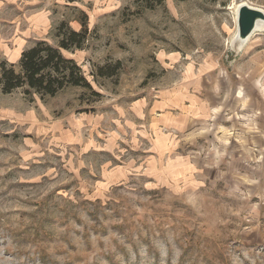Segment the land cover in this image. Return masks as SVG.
<instances>
[{
    "label": "rangeland",
    "instance_id": "1",
    "mask_svg": "<svg viewBox=\"0 0 264 264\" xmlns=\"http://www.w3.org/2000/svg\"><path fill=\"white\" fill-rule=\"evenodd\" d=\"M242 4L264 12L0 0V62L84 22L63 53L91 84L0 90V264H264L243 239L264 214V22L239 43Z\"/></svg>",
    "mask_w": 264,
    "mask_h": 264
},
{
    "label": "trees",
    "instance_id": "2",
    "mask_svg": "<svg viewBox=\"0 0 264 264\" xmlns=\"http://www.w3.org/2000/svg\"><path fill=\"white\" fill-rule=\"evenodd\" d=\"M87 34L88 28L84 22L79 30L68 28L61 22L56 45L39 39L21 51L16 63L0 62V90L10 93L21 88L25 94L36 93L44 97L53 96L66 86L91 89L80 65L73 57L63 53L81 49ZM119 67L120 62L117 61L114 69L97 66L95 72L99 76H110Z\"/></svg>",
    "mask_w": 264,
    "mask_h": 264
},
{
    "label": "water",
    "instance_id": "3",
    "mask_svg": "<svg viewBox=\"0 0 264 264\" xmlns=\"http://www.w3.org/2000/svg\"><path fill=\"white\" fill-rule=\"evenodd\" d=\"M264 19V12L260 9L242 4L238 7L237 14V35L244 39L253 30L256 20Z\"/></svg>",
    "mask_w": 264,
    "mask_h": 264
},
{
    "label": "crops",
    "instance_id": "4",
    "mask_svg": "<svg viewBox=\"0 0 264 264\" xmlns=\"http://www.w3.org/2000/svg\"><path fill=\"white\" fill-rule=\"evenodd\" d=\"M263 207L264 210V205L261 206V208ZM260 220L258 222H254L253 224H250L248 226V228H250L249 230L246 231L247 232H252L254 233V235H250L248 238L246 236H243L244 240L249 241L250 244H254V243H264V214L262 215L261 218H259Z\"/></svg>",
    "mask_w": 264,
    "mask_h": 264
},
{
    "label": "bare ground",
    "instance_id": "5",
    "mask_svg": "<svg viewBox=\"0 0 264 264\" xmlns=\"http://www.w3.org/2000/svg\"><path fill=\"white\" fill-rule=\"evenodd\" d=\"M260 22H264V21H263V20H259V19L256 20L255 25H254V28H253L251 34H253V32L256 31L257 28H259ZM261 24H262V23H261ZM263 28H264V24L261 26L260 29H263ZM260 29H259V30H260ZM251 34H250V35H251ZM236 39L238 40L239 43H243V42H244L246 39H248V38H246V39H240V38L237 37V33H236Z\"/></svg>",
    "mask_w": 264,
    "mask_h": 264
}]
</instances>
